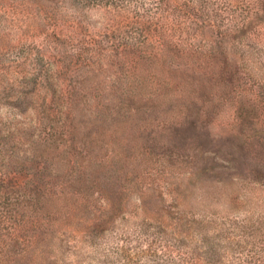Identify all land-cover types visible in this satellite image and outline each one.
<instances>
[{"label":"rangeland","instance_id":"rangeland-1","mask_svg":"<svg viewBox=\"0 0 264 264\" xmlns=\"http://www.w3.org/2000/svg\"><path fill=\"white\" fill-rule=\"evenodd\" d=\"M0 151V264H264V0H0Z\"/></svg>","mask_w":264,"mask_h":264},{"label":"trees","instance_id":"trees-1","mask_svg":"<svg viewBox=\"0 0 264 264\" xmlns=\"http://www.w3.org/2000/svg\"><path fill=\"white\" fill-rule=\"evenodd\" d=\"M10 187H8L7 180L0 176V241L4 239L9 232L8 230L13 227L18 213L26 209L33 199L26 194L20 193L18 189L16 196L13 195L15 184Z\"/></svg>","mask_w":264,"mask_h":264}]
</instances>
